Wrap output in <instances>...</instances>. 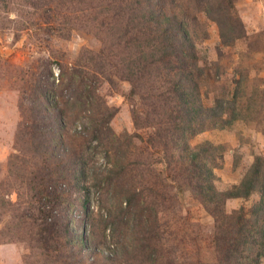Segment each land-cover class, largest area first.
I'll list each match as a JSON object with an SVG mask.
<instances>
[{
    "label": "trees",
    "instance_id": "trees-1",
    "mask_svg": "<svg viewBox=\"0 0 264 264\" xmlns=\"http://www.w3.org/2000/svg\"><path fill=\"white\" fill-rule=\"evenodd\" d=\"M93 1L25 0L46 21L65 24L64 39L90 21L98 23L104 38H97L101 46L95 51L81 50L70 66L41 61L22 74L21 120L15 152L6 162L12 183L9 190H0V221L9 215L0 243L24 244L29 251L24 264H179L174 252L164 247L165 235L171 234L159 223L173 186L193 195L211 216L209 243L216 264H259L264 255L263 157L255 155L241 181L219 191L214 169L221 146L210 141L189 144L194 136L222 129L238 117L235 97L202 104L195 48L208 36L200 30L197 13L217 25L223 44L246 38L243 22L234 14L236 0H102L103 18L91 14L82 20L84 13L98 7H92ZM114 78L130 85L125 98L132 106L134 127L150 129L138 160L133 161L131 148L133 137L139 136L125 133L123 141V135L112 131L115 111L99 94L104 82L117 84ZM136 95L142 99L141 112L133 106ZM70 127L78 134L77 143L70 142ZM89 149L106 151L105 164L91 161ZM134 173L140 181L128 179ZM91 187L101 194L100 204L90 210ZM13 192L14 201L5 198ZM252 194L258 202L249 215L243 207L225 210L228 200H246ZM85 218L90 227L88 249L70 225L80 230ZM128 223L132 236L143 234L141 240L122 242Z\"/></svg>",
    "mask_w": 264,
    "mask_h": 264
},
{
    "label": "rangeland",
    "instance_id": "rangeland-1",
    "mask_svg": "<svg viewBox=\"0 0 264 264\" xmlns=\"http://www.w3.org/2000/svg\"><path fill=\"white\" fill-rule=\"evenodd\" d=\"M97 7L91 13H84L82 20L89 18L91 14L98 19L102 16V0H94L90 3ZM29 7L25 0H0V190L4 192L11 187L12 179L7 175L6 162L15 152L14 137L21 120L19 107L20 89L23 86L22 74L30 71V68L39 65L41 61L54 63L58 60L62 64L74 61L78 53L83 49L95 51L101 44L98 37L104 38L99 33L98 23L88 22L81 31L72 32L67 39L68 33L65 24L57 20L46 21L44 14ZM47 15L50 13L47 12ZM199 14L200 30H206L208 36L197 41L195 48L198 55L197 65L201 70L199 77V98L204 106H212L216 99L231 100L235 97V109L237 119L222 129H211L194 136L190 140V146L194 147L204 141H210L221 146V152L216 155L217 168L214 169V185L217 190L225 191L231 186L237 185L246 170L252 164L254 156L260 155L264 159V0H236L234 14L243 22L246 38L236 41L232 45L221 42L217 25ZM74 16L73 13H71ZM78 17L80 14L77 15ZM30 22L35 26H31ZM106 22V21H105ZM53 72H58L57 65H52ZM116 85L104 82L99 90L109 108L115 111L110 121V128L117 135L124 134L133 137L134 160H138L145 148V139L150 134V129H136L131 119V108L125 95L130 90L126 82L114 78ZM142 99L140 95L134 97L133 106L142 111ZM78 134L69 128L68 137L70 142L79 141ZM76 136V137H74ZM141 137L144 140H141ZM134 144H137L135 147ZM90 159L100 164L106 162V151L97 153L91 149ZM178 154V153H177ZM180 155V154H179ZM220 155V156H219ZM124 178L129 174L127 162ZM165 164L156 166V171H161ZM168 173V172H167ZM133 178L140 181L137 173ZM169 181V175H166ZM152 178L147 179L149 181ZM159 180V176L158 179ZM123 181V180H122ZM121 181V182H122ZM121 182L119 186H121ZM134 183V182H132ZM11 190V189H10ZM168 193L172 199L167 204V211L159 214L162 229L166 227L171 235L163 241L173 258L179 264H216L213 260L215 249L210 245L209 239L213 231V220L199 202L187 191H179L169 187ZM101 190L91 187L89 190L91 210L95 204H100ZM104 195V199H108ZM176 197V198H175ZM6 199L15 200L13 192ZM103 198V197H101ZM258 202V196L252 194L248 199H232L225 204V210L231 212L240 207L244 208L246 215ZM9 218L7 214L0 221V233L4 232V223ZM131 223V222H130ZM128 223L123 229L122 242H132L133 238L141 240L143 234L134 235L131 224ZM74 233H81L83 248L88 249L89 221L84 219L80 230H76L71 223ZM164 225V226H162ZM78 233V234H79ZM198 237L194 242L193 238ZM174 239V240H173ZM6 240V239H5ZM183 241V242H181ZM136 242L135 246H140ZM106 252L110 248V242L103 245ZM107 248V249H106ZM119 250L118 247H114ZM114 251V249H113ZM28 248L18 242L0 243V264H24L23 256ZM138 252V251H136ZM105 255V254H104ZM259 264H264V255Z\"/></svg>",
    "mask_w": 264,
    "mask_h": 264
},
{
    "label": "built area",
    "instance_id": "built-area-1",
    "mask_svg": "<svg viewBox=\"0 0 264 264\" xmlns=\"http://www.w3.org/2000/svg\"><path fill=\"white\" fill-rule=\"evenodd\" d=\"M55 75H57V72H55Z\"/></svg>",
    "mask_w": 264,
    "mask_h": 264
}]
</instances>
